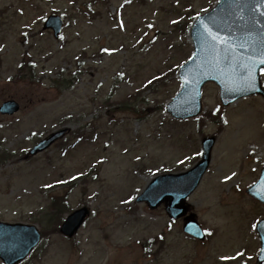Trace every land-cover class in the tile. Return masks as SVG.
Here are the masks:
<instances>
[{"label": "rangeland", "instance_id": "1", "mask_svg": "<svg viewBox=\"0 0 264 264\" xmlns=\"http://www.w3.org/2000/svg\"><path fill=\"white\" fill-rule=\"evenodd\" d=\"M216 2L0 0V105H19L15 115H0V221L43 233L21 264L254 262L264 208L245 188L264 165V101L223 108L207 84L198 117L164 111L192 54L187 23ZM52 14L64 20L57 39L41 29ZM61 129L49 148L28 154ZM208 137L209 168L186 200L207 232L198 242L163 206L151 210L136 197L158 175L191 168ZM63 197L62 217L89 210L71 239L59 234L51 210Z\"/></svg>", "mask_w": 264, "mask_h": 264}, {"label": "water", "instance_id": "2", "mask_svg": "<svg viewBox=\"0 0 264 264\" xmlns=\"http://www.w3.org/2000/svg\"><path fill=\"white\" fill-rule=\"evenodd\" d=\"M62 19L49 16L43 29H50L56 38ZM213 37H218L213 40ZM193 54L178 70L181 88L167 104L165 112L174 119L196 117L201 113V91L206 83L219 87V101L226 107L234 101L252 95L264 99L260 72L264 70V0H218L208 12L198 16L189 30ZM223 41V42H222ZM19 110L14 101H5L0 114L13 115ZM65 133L61 130L40 141L29 152L34 155L45 150ZM214 139L202 140L201 160L190 170L155 178L137 198L151 209L162 202L173 219L185 216L184 200L198 186L210 162ZM246 194L264 205V167L258 181L246 189ZM87 209L70 214L60 233L71 237L78 230ZM183 231L203 240L204 236L193 214L184 218ZM260 252L255 264L264 262V220L256 226ZM40 233L35 226L0 222V259L4 264H17L38 244Z\"/></svg>", "mask_w": 264, "mask_h": 264}, {"label": "trees", "instance_id": "3", "mask_svg": "<svg viewBox=\"0 0 264 264\" xmlns=\"http://www.w3.org/2000/svg\"><path fill=\"white\" fill-rule=\"evenodd\" d=\"M188 26V25H187ZM65 198H59L56 199L54 198V201L51 204V210L53 212V220H55L56 223H59L60 220L62 219L64 211V206L65 205Z\"/></svg>", "mask_w": 264, "mask_h": 264}, {"label": "snow or ice", "instance_id": "4", "mask_svg": "<svg viewBox=\"0 0 264 264\" xmlns=\"http://www.w3.org/2000/svg\"><path fill=\"white\" fill-rule=\"evenodd\" d=\"M218 37H213V40L217 39ZM223 42V41H222Z\"/></svg>", "mask_w": 264, "mask_h": 264}]
</instances>
